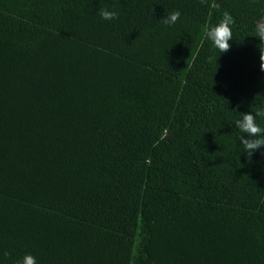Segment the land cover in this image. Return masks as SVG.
<instances>
[{
  "label": "trees",
  "instance_id": "obj_1",
  "mask_svg": "<svg viewBox=\"0 0 264 264\" xmlns=\"http://www.w3.org/2000/svg\"><path fill=\"white\" fill-rule=\"evenodd\" d=\"M225 11L220 54L205 31ZM261 17L264 0H0V264H264V147L248 158L235 127L264 108Z\"/></svg>",
  "mask_w": 264,
  "mask_h": 264
},
{
  "label": "clouds",
  "instance_id": "obj_2",
  "mask_svg": "<svg viewBox=\"0 0 264 264\" xmlns=\"http://www.w3.org/2000/svg\"><path fill=\"white\" fill-rule=\"evenodd\" d=\"M203 2V0H202ZM101 19L112 21L119 17V13L115 10H110L108 7H102L97 13ZM181 13L179 11H173L168 13L162 22L165 25H174L180 18ZM235 23L232 15L225 11L222 19L216 25L209 26L205 31V38L210 40L213 46L221 53H226L230 50L229 41L233 39L232 25ZM255 37H257L261 43L259 45L260 50V69L264 71V17L255 22ZM257 118L264 120V108H259L256 111L249 113H240V119L235 121V127L242 133L238 137L241 143L243 151L247 153L248 158L252 156L258 149L264 147V127L258 122ZM5 257L10 253L5 251L3 253ZM17 264H38L36 256L31 253H25L21 257Z\"/></svg>",
  "mask_w": 264,
  "mask_h": 264
}]
</instances>
